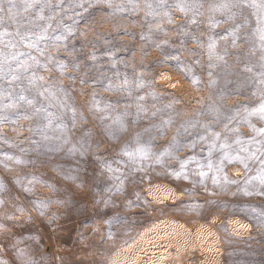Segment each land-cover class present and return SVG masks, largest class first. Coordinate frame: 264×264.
<instances>
[{
	"label": "clouds",
	"instance_id": "9594fccd",
	"mask_svg": "<svg viewBox=\"0 0 264 264\" xmlns=\"http://www.w3.org/2000/svg\"><path fill=\"white\" fill-rule=\"evenodd\" d=\"M84 2L87 8L79 9L80 15L61 9L60 18L70 21L67 24L74 32L63 42H50L45 52L55 59L42 60L41 67L36 68L42 77L40 87L55 93V99L41 97L29 88L27 80L19 82L36 106L47 107L55 114L64 130H48L49 139L45 140L30 131L36 126L35 118L0 123V136H7L18 150L26 152L23 158L29 161L26 167L0 169V180L9 185V192L0 195V264H82L75 259L77 250L83 253L84 248L94 247L97 237L105 243L113 240L133 217L153 210V204L159 201L154 196L149 200L145 193L155 192L151 185L158 179L174 180L183 189H166L175 206L171 212L176 216H238L235 223L243 225L242 231L223 229L225 246L237 236L264 239V183L249 182L260 167V152L256 159L248 160L247 170L239 162L231 166L225 162L221 175L229 179L227 184L214 182L212 171L195 165L189 166L186 179L168 174L179 159L188 156H196L205 164L221 160L223 150L209 152L207 141L200 140L206 126L219 131L229 144L233 135L248 140L256 135L253 128H264L261 120H252V128L238 120L245 108H252L260 100L259 94L252 93V74L241 67L246 61L253 73L264 72V53L258 47L256 33L264 24L257 10L249 0H232L234 19L217 13L214 18L219 23L213 29L209 24L215 0H199L195 26L174 6L176 0ZM10 14L8 0H0V18L7 23ZM235 24L240 25L242 42L233 46L227 40L218 41L219 58L211 59L205 47L209 37L222 35L223 29ZM141 34L150 39L140 40ZM56 64L65 66L58 71ZM165 75L167 80L162 79ZM192 76L199 78L198 84L191 82ZM172 81H176L175 87ZM166 84L171 90L165 89ZM153 93L158 99L152 100ZM94 100L102 109L107 106L106 110L96 111ZM138 103L144 104L139 116ZM210 107L215 112H210ZM72 109L77 115L75 121ZM26 110L21 106L9 112ZM125 113L127 126L113 139L107 133L112 118ZM163 120L171 123L162 135L155 129L147 131ZM137 134L149 144L153 156L132 162L120 153ZM82 140L83 150L70 153V148L79 146ZM174 142L172 156L162 157L157 163V157L170 150ZM109 160L120 179H113L102 166V161ZM201 170L208 173L203 180ZM24 172L39 175L44 183H36L30 192L13 187L10 181ZM69 174L75 179H68ZM117 184L121 185L119 190ZM34 201H45L47 207H34ZM17 206L25 211H15ZM80 221H85L84 229H90L91 235L79 230ZM73 226H77L79 240L65 247L62 241ZM224 255L222 264H232L230 251Z\"/></svg>",
	"mask_w": 264,
	"mask_h": 264
},
{
	"label": "snow or ice",
	"instance_id": "6c2138e0",
	"mask_svg": "<svg viewBox=\"0 0 264 264\" xmlns=\"http://www.w3.org/2000/svg\"><path fill=\"white\" fill-rule=\"evenodd\" d=\"M250 5L257 10L258 19L264 24V0H249ZM8 5L11 10L9 20L6 23L4 19L0 18V123H14L15 119H32L35 118L36 126L30 131L33 135H41L45 140H48V130L55 128L56 130L63 131L64 125L57 121L55 114L47 107L36 106L35 100L26 92L19 82L24 79L27 80L30 89L37 90L41 97L48 95L49 98L55 99V93L50 92L46 88L40 87L41 76L38 75L36 68L41 67L42 60H54L45 52L50 42L60 43L63 42L67 36L72 35L74 29L65 20L60 18L61 9L67 13L75 11L80 15L79 9L87 8L84 0H57L54 4L53 0H8ZM199 0H176L175 7L183 14L188 15L189 22L195 26L198 23L197 7ZM152 7V5H148ZM232 0H215L211 11L213 18L210 20L209 27L215 29L219 21L215 19L217 13L222 14L226 19H234L232 12ZM74 23L79 24V20H74ZM239 24L232 25L229 28L222 30V35L210 36L205 47L211 59H218L219 53L218 41L227 40L230 44L235 46L241 43L239 35ZM258 47L261 53H264V26L256 29ZM140 40H148L149 36L141 34ZM6 50V51H5ZM255 51V48L253 49ZM7 53V54H6ZM264 60V55L261 56ZM65 65L56 64L57 70H61ZM264 66V65H262ZM241 67L244 71L251 73V86L253 95L259 94L260 100L250 109L245 108L243 113L238 117L239 122L247 123L250 128L253 127L251 121L261 120L264 121V72L253 73L252 66L246 61L242 62ZM46 70V69H45ZM162 79L167 80L165 75ZM191 82L195 85L199 83V78L192 76ZM7 84V87L5 86ZM124 83L128 81L125 78ZM214 84L215 81H211ZM138 86H140L138 84ZM175 87V85H172ZM244 86L247 87L248 83L245 82ZM223 94V92L221 93ZM152 100L158 99L156 95L151 94ZM94 99V98H93ZM143 101V97L139 98ZM24 106L26 111L9 112V109H18ZM96 111L106 110L101 108L99 101L94 100ZM170 107V106H168ZM144 109L143 103L137 104V115ZM210 112H215L214 107H210ZM72 119L75 121L77 115L75 110L72 109ZM127 114L116 115L112 118V123L107 129V133L113 139L116 138L115 133L123 131L127 124L125 116ZM171 123L170 120H163L159 124H155L147 131L155 129L161 135L164 128ZM235 133V129L232 130ZM256 133L248 140L240 138L238 135H233V143L229 144L226 139L222 138L221 133L211 126H206L204 133L200 136L202 142L207 141L209 152L215 150H223V156L220 161L213 164L210 160L205 164L201 162L196 156H188L181 158L177 164L173 166L175 170H169L168 174L172 177L179 178L183 176L185 179L188 176L189 166L195 165L199 169L205 167L214 173L212 179L214 182L229 183L226 176H222L224 171L225 162L231 166L234 162H239L241 166L247 170V162L251 159L257 158V152H260L259 164L256 174L250 178L251 180L260 181L264 183V128H253ZM227 135V133H225ZM32 143H37L32 140ZM0 169L10 171L13 167H26L29 166V161L23 157L26 152L18 150L16 145H13L7 136H0ZM84 140L81 141L79 146L70 148V153L82 151ZM235 145V149H233ZM175 148V142L170 145V150L162 152L157 157L156 162L160 163L161 158L165 156H172ZM51 150V149H49ZM121 156L132 162H139L148 160L153 156L151 147L148 143L142 142L140 134L133 138L131 143H125L121 148ZM34 163V162H33ZM102 166L109 174H112L113 179H120L118 169L112 167V161H102ZM119 164L121 161H116ZM200 177L206 178L208 173L204 170L199 172ZM68 179H75L74 175L69 174ZM10 183L13 187L19 186L23 188L24 192H30L36 183H44L41 177L37 174H29L24 172L20 176L14 177ZM49 187H51L49 185ZM116 189L119 190L121 185L117 184ZM9 192V185L5 181L0 180V195ZM155 197V192L152 193ZM33 206L41 210L47 207L45 201H34ZM15 211L22 213L25 211L23 206H17ZM259 215V214H258ZM243 227V225H241ZM226 231L227 228L225 227ZM110 235V233H109Z\"/></svg>",
	"mask_w": 264,
	"mask_h": 264
},
{
	"label": "rangeland",
	"instance_id": "374dc122",
	"mask_svg": "<svg viewBox=\"0 0 264 264\" xmlns=\"http://www.w3.org/2000/svg\"><path fill=\"white\" fill-rule=\"evenodd\" d=\"M165 89L171 90L167 84ZM151 186L159 201L153 204V210L133 217L126 229L107 243L97 237L93 241L94 247L84 248L83 253L77 250L75 259L82 264H92L93 261L96 264H222L226 259L224 253L230 251L232 264H259L264 261V239L260 237L248 239L237 236L229 245H224L225 227L242 231L241 224L235 223L238 216L225 214L218 218L209 214L198 219L176 216L171 212L175 206L166 189L181 191V186L168 179H158ZM145 195L149 200L153 199V195ZM84 222H77L79 230L91 235L90 229L85 231ZM73 240H79L77 226L65 235L62 243L70 247Z\"/></svg>",
	"mask_w": 264,
	"mask_h": 264
},
{
	"label": "bare ground",
	"instance_id": "6f19581e",
	"mask_svg": "<svg viewBox=\"0 0 264 264\" xmlns=\"http://www.w3.org/2000/svg\"><path fill=\"white\" fill-rule=\"evenodd\" d=\"M236 226V225H235Z\"/></svg>",
	"mask_w": 264,
	"mask_h": 264
}]
</instances>
